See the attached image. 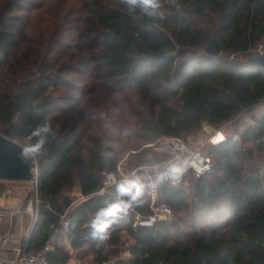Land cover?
<instances>
[{"label": "trees", "instance_id": "trees-1", "mask_svg": "<svg viewBox=\"0 0 264 264\" xmlns=\"http://www.w3.org/2000/svg\"><path fill=\"white\" fill-rule=\"evenodd\" d=\"M52 1L0 0V131L28 139L37 168L26 252L63 230L73 250L86 247L81 263L264 264V116L214 139L210 173H186L177 187L159 181L172 225L133 227L136 214H151L142 171L98 194L101 174L117 173L126 151L120 136L151 142L204 124L241 127L264 102V68L250 62L258 45L264 52V0H160L151 15L140 0ZM214 39L218 56L207 52ZM99 91L138 96L127 106L133 125L121 126L124 115ZM132 159L139 167L168 156L144 149ZM69 260L64 250L48 254L49 264Z\"/></svg>", "mask_w": 264, "mask_h": 264}, {"label": "built area", "instance_id": "built-area-1", "mask_svg": "<svg viewBox=\"0 0 264 264\" xmlns=\"http://www.w3.org/2000/svg\"><path fill=\"white\" fill-rule=\"evenodd\" d=\"M256 55H264L263 45H258L254 50ZM157 153L167 155L168 159L157 166L144 168L141 171L145 177L146 194L150 200L151 214L148 216L135 215L133 227H153L158 222L172 225L175 221L172 209L165 203H159V181L167 180L169 186L177 187L184 183L186 173H191L198 179L213 169L214 163L208 152H204L200 147H187L182 141L176 138L160 136L156 138ZM34 178L30 183L34 188L33 196L23 195L14 188L7 187L3 190L6 181L0 180V221L5 216L23 215L30 213L33 221H36L38 212V181L37 168L34 171ZM118 177L114 172H104L102 187L98 194L109 193V189L118 183ZM29 237V234L27 235ZM9 238L6 235L0 236V250L8 244ZM51 246L46 243L41 249L26 252L18 248L11 264H49L48 254ZM65 264H79L69 262Z\"/></svg>", "mask_w": 264, "mask_h": 264}, {"label": "rangeland", "instance_id": "rangeland-1", "mask_svg": "<svg viewBox=\"0 0 264 264\" xmlns=\"http://www.w3.org/2000/svg\"><path fill=\"white\" fill-rule=\"evenodd\" d=\"M61 1L62 0H53L52 1L53 3L51 5H53V7H54L57 3H61ZM71 3H72V1H71ZM40 27H41L40 25L35 24L34 28H33V33L36 30H39ZM229 58L231 59V56ZM237 58L242 59L239 56ZM98 96H99V99L107 101V105L110 106L111 110H113L112 108L118 109V110H120L121 115H124V118H122V116H121V118L118 120L119 121L118 123H120L121 126H124L127 124L133 125L134 117L131 116V111H128L127 106L129 105V103L136 104L137 100L139 99L138 96H134L132 93H123V94L117 95V97H115V95H112V94L107 95L103 91H99ZM122 112L124 114H122ZM246 113H248V111L244 112L240 116V119L243 121V123L241 124V127H239V123H237L236 125H234V123H232V124L229 123L231 125L232 130H233V133H234V131H237L239 129L241 130V128L246 124L245 122L247 121V117L243 116ZM225 125H228V123ZM225 125L220 127L221 130H223L222 127H224ZM247 126H249V125H247ZM210 127H212V126H210ZM213 131L214 130H212V131L210 130L209 125L204 124L199 131L191 133L189 135H186L184 138L179 139V140L182 141L187 147H200L204 152H208L210 147L217 144L216 142H214V139H216V138L218 139V136H219V135L215 136V133H213ZM220 135H221V133H220ZM0 136L7 138L12 143H15V144H17L23 148V163H25L29 167H31V172L34 174L36 165H35L34 161H33V163L31 162V158L33 156L31 154L30 150L27 148L28 139L24 140V141H16V140L11 139L9 129H4V130L0 131ZM116 140H117V137H116ZM155 140L148 142V141H143V140L137 139V138H129L126 136H120L118 138L117 142H118L119 147L124 145V144L126 145V151L123 153V155L121 156L122 158L119 161L118 171H117V173L114 172L116 174V176L118 177V181H119L118 183L127 181L132 175H134L138 171H141L144 168L154 167V166H157L160 164V163L159 164H150L149 163V164H142V166H139V167H135V162L132 159L133 155L140 153L144 149H148L152 153H157ZM104 172H106V171H104ZM103 173L101 174L102 180H103ZM5 183H8V182H5ZM5 183H4V186H2L3 190H6L7 187H11V188L15 187L16 189L20 190L23 193V195L33 196L35 194L34 188L30 182H13V183H21V184H13V185L12 184H5ZM77 195H76V197L79 198V196H77ZM114 213H115V215H121L122 209H119V208L115 209ZM128 245H129V241H128L127 237L123 236V244L121 245V257L122 258L127 256L126 247ZM80 264H84V263L80 262ZM106 264H113V263L108 262Z\"/></svg>", "mask_w": 264, "mask_h": 264}, {"label": "crops", "instance_id": "crops-1", "mask_svg": "<svg viewBox=\"0 0 264 264\" xmlns=\"http://www.w3.org/2000/svg\"><path fill=\"white\" fill-rule=\"evenodd\" d=\"M243 116L247 117V121L245 122L246 123L245 125H254L261 117L264 116V102L255 106ZM240 121H241L240 123H243L241 119ZM209 128L211 131L214 130L213 133H215V136L218 135L220 136V137L218 136V138L226 137L223 138L221 141L231 137L233 134V130L229 123L228 125L222 127L223 130H221V128L215 129L210 126ZM79 194H80L79 190L77 189L71 193V195L74 197H76V195L79 196V198L77 199V203L81 202L84 199ZM34 223L35 222L33 221V218L31 217L30 213H24L23 215H19V216L18 215L5 216L0 221V236L6 235L9 238L6 247L0 250V264H11L15 256V252L18 248L24 247L23 249L26 251V246L29 239L27 235L29 234L30 236ZM57 233H60L63 237L62 240L63 249H53V247L51 246V251L53 250L67 251V253L70 255L69 262H78L80 264V261L77 259L76 255L79 251L85 250L86 247L82 248L81 250H73L70 246V240L66 238L64 235V231L58 230L52 237H54ZM49 241L47 243L50 245ZM126 253L128 256L129 255L128 250L126 251ZM84 264H91V263L88 260V262H85ZM102 264H106V263H102Z\"/></svg>", "mask_w": 264, "mask_h": 264}, {"label": "water", "instance_id": "water-1", "mask_svg": "<svg viewBox=\"0 0 264 264\" xmlns=\"http://www.w3.org/2000/svg\"><path fill=\"white\" fill-rule=\"evenodd\" d=\"M221 48L214 39L207 48L212 56H218ZM252 64L264 68V55H254L250 58ZM34 178L31 167L23 163V148L0 136V180L6 182H30ZM63 237L57 233L49 241L53 249H63ZM22 249L24 247H21Z\"/></svg>", "mask_w": 264, "mask_h": 264}, {"label": "clouds", "instance_id": "clouds-1", "mask_svg": "<svg viewBox=\"0 0 264 264\" xmlns=\"http://www.w3.org/2000/svg\"><path fill=\"white\" fill-rule=\"evenodd\" d=\"M140 2L143 5V10L150 15L153 14L160 6V0H140Z\"/></svg>", "mask_w": 264, "mask_h": 264}, {"label": "snow or ice", "instance_id": "snow-or-ice-1", "mask_svg": "<svg viewBox=\"0 0 264 264\" xmlns=\"http://www.w3.org/2000/svg\"><path fill=\"white\" fill-rule=\"evenodd\" d=\"M108 214H110V213H105V215H108ZM104 227H107V225L105 224V223H100L99 225H98V228L99 229H103Z\"/></svg>", "mask_w": 264, "mask_h": 264}]
</instances>
